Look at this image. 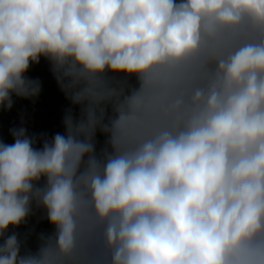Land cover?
<instances>
[{
    "label": "clouds",
    "instance_id": "9594fccd",
    "mask_svg": "<svg viewBox=\"0 0 264 264\" xmlns=\"http://www.w3.org/2000/svg\"><path fill=\"white\" fill-rule=\"evenodd\" d=\"M41 58L73 107L0 140V264H264V0H0V110Z\"/></svg>",
    "mask_w": 264,
    "mask_h": 264
},
{
    "label": "trees",
    "instance_id": "16d2710c",
    "mask_svg": "<svg viewBox=\"0 0 264 264\" xmlns=\"http://www.w3.org/2000/svg\"><path fill=\"white\" fill-rule=\"evenodd\" d=\"M28 75L35 79L39 78L42 82V91L38 98L32 100L13 97L14 105L11 110H0V140L6 143H13L10 129L24 126L30 134L46 133L49 137L60 132L63 133L62 124L64 111L68 107H73L63 93L60 91L55 78L53 77L48 62L41 58L39 64L30 67ZM75 113L79 114V107L75 106ZM105 137L98 133V140L102 146ZM41 212L37 211L26 225H21L17 229H11L20 233L21 238L24 234L35 229L34 233L28 236L26 247L35 251L38 246L37 235L42 231H50L51 226L46 219L41 220ZM23 251V249H22Z\"/></svg>",
    "mask_w": 264,
    "mask_h": 264
}]
</instances>
